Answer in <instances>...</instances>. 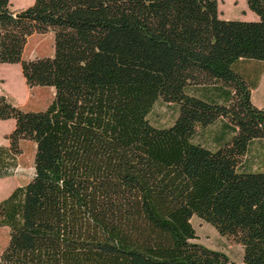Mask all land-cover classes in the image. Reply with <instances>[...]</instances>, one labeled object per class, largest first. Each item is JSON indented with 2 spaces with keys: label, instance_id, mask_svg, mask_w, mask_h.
Listing matches in <instances>:
<instances>
[{
  "label": "trees",
  "instance_id": "obj_1",
  "mask_svg": "<svg viewBox=\"0 0 264 264\" xmlns=\"http://www.w3.org/2000/svg\"><path fill=\"white\" fill-rule=\"evenodd\" d=\"M246 5L256 19H222L217 0H0V63L54 91L42 110L0 93L14 120L0 178L21 140L35 148L30 179L0 199V264H264V171L244 165L264 108L234 68L264 61V0ZM46 32L53 53L24 58ZM157 100L177 106L171 125L150 122ZM219 119L228 139L195 141ZM193 216L240 243L241 262L192 242Z\"/></svg>",
  "mask_w": 264,
  "mask_h": 264
},
{
  "label": "rangeland",
  "instance_id": "obj_2",
  "mask_svg": "<svg viewBox=\"0 0 264 264\" xmlns=\"http://www.w3.org/2000/svg\"><path fill=\"white\" fill-rule=\"evenodd\" d=\"M33 0H10L12 9H21ZM219 17L222 19L253 20L254 16L246 5V0H217ZM53 53L52 32L35 33L26 42L23 57L36 58L49 56ZM240 73L253 88L251 100L257 106L264 108V61L255 59H242L235 65ZM26 92L29 96L26 100ZM52 87H28L22 77L19 64L0 63V93L16 106L23 110H42L52 100ZM26 100V101H25ZM177 106L174 103L157 100L149 113L150 122L157 127H166L173 123L177 116ZM225 119H219L214 124L200 130L195 141L215 149L220 143L232 134L227 132L223 125ZM14 127V121L0 120V145H8L7 135ZM227 128V127H226ZM228 129V128H227ZM5 131V132H4ZM21 153L17 157L14 181H0V199L6 197L5 190L13 183L16 186L25 184L33 174L34 143L21 140L19 143ZM245 168L251 171H264V140H254L245 158ZM3 191V192H1ZM191 223L196 232L192 242L202 244L207 248L219 250L228 255L235 262L242 260V246L231 236L220 235L209 223L193 216ZM8 241V228L0 226V253Z\"/></svg>",
  "mask_w": 264,
  "mask_h": 264
},
{
  "label": "crops",
  "instance_id": "obj_3",
  "mask_svg": "<svg viewBox=\"0 0 264 264\" xmlns=\"http://www.w3.org/2000/svg\"><path fill=\"white\" fill-rule=\"evenodd\" d=\"M10 7H11V6H10ZM11 9H12V7H11ZM12 10H14V9H12ZM15 10H16V9H15ZM253 16H254V19H256V15H255L254 13H253ZM252 92H253V89H252L251 93H252ZM28 97H29V96L27 95V92H26V100L29 99ZM26 100H25V101H26ZM7 120H8V122H11V123L14 121L13 119H7ZM4 132H5V131H4ZM3 134H4V133H2V135H1L2 137H3ZM2 137H0V139H1ZM13 179H14V176L10 175V176H6V177H1V178H0V181H7V182H8V181H12V182H13V181H14ZM15 187H16V184L13 183L10 187H8L7 190H5L6 194H9V193H10Z\"/></svg>",
  "mask_w": 264,
  "mask_h": 264
}]
</instances>
